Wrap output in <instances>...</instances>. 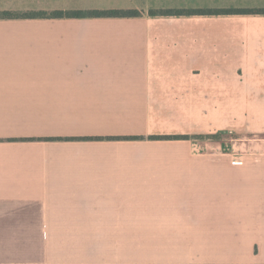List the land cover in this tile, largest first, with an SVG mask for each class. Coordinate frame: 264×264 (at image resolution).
Here are the masks:
<instances>
[{
	"label": "crops",
	"instance_id": "crops-1",
	"mask_svg": "<svg viewBox=\"0 0 264 264\" xmlns=\"http://www.w3.org/2000/svg\"><path fill=\"white\" fill-rule=\"evenodd\" d=\"M95 9L0 19V264H264V0H0Z\"/></svg>",
	"mask_w": 264,
	"mask_h": 264
},
{
	"label": "trees",
	"instance_id": "trees-1",
	"mask_svg": "<svg viewBox=\"0 0 264 264\" xmlns=\"http://www.w3.org/2000/svg\"><path fill=\"white\" fill-rule=\"evenodd\" d=\"M264 12V10H260ZM195 11L189 10H150V15H178L184 13H191ZM199 12V11H198ZM140 12L137 10H54V11H30L24 13L0 11V19L13 18H83V17H134L139 16ZM127 138H132L129 136ZM187 135H157L150 136V139H185Z\"/></svg>",
	"mask_w": 264,
	"mask_h": 264
},
{
	"label": "built area",
	"instance_id": "built-area-1",
	"mask_svg": "<svg viewBox=\"0 0 264 264\" xmlns=\"http://www.w3.org/2000/svg\"><path fill=\"white\" fill-rule=\"evenodd\" d=\"M232 163L234 164H242L243 163V159H240V158H234L232 160Z\"/></svg>",
	"mask_w": 264,
	"mask_h": 264
},
{
	"label": "rangeland",
	"instance_id": "rangeland-1",
	"mask_svg": "<svg viewBox=\"0 0 264 264\" xmlns=\"http://www.w3.org/2000/svg\"><path fill=\"white\" fill-rule=\"evenodd\" d=\"M230 136H227V138H229ZM254 137H260V136H254Z\"/></svg>",
	"mask_w": 264,
	"mask_h": 264
}]
</instances>
